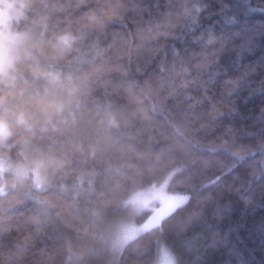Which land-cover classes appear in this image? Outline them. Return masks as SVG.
Segmentation results:
<instances>
[{"label": "trees", "instance_id": "obj_1", "mask_svg": "<svg viewBox=\"0 0 264 264\" xmlns=\"http://www.w3.org/2000/svg\"><path fill=\"white\" fill-rule=\"evenodd\" d=\"M22 1L38 69L81 87L48 124L0 114L1 158L61 163L26 181L47 217L0 175V264H156L160 243L176 264H264V0ZM166 180L188 199L110 254L112 216Z\"/></svg>", "mask_w": 264, "mask_h": 264}, {"label": "rangeland", "instance_id": "obj_2", "mask_svg": "<svg viewBox=\"0 0 264 264\" xmlns=\"http://www.w3.org/2000/svg\"><path fill=\"white\" fill-rule=\"evenodd\" d=\"M24 5L22 0H0V39L7 34L13 37L27 39L32 44L39 43L40 38L36 29V26L39 25L38 22L33 28H29L23 33H18L12 28L13 24L21 18ZM57 45L58 48H61L58 43ZM7 134L8 123L0 120V144L7 138ZM35 152L29 144H25L24 149H22V161L0 157V175L4 173L12 174L27 199L32 200L43 215L47 217L46 213L51 214V211L43 202L36 201V199L35 201L33 200L34 198L27 187L26 181L31 176L35 188L39 190L45 189L51 181L56 179V173L61 169V163L54 160H47L39 151ZM167 182L166 180L154 188L139 192L133 197L128 198L122 209L116 215L112 216V223H114L113 225L115 229L117 228L116 230L118 232L115 230L112 232L111 230L112 234H108L110 254L112 252L117 253L121 245L126 240H129V238L136 236L151 226L159 224L161 218L160 210L166 202L175 205L185 202L188 199L187 194H171L166 192L165 186ZM164 198H166V201H162ZM145 210H149V212L145 216L140 217ZM111 220H106L104 225H108ZM174 261L168 249L160 243L156 264H176ZM104 262V259L100 261L103 264H112Z\"/></svg>", "mask_w": 264, "mask_h": 264}, {"label": "clouds", "instance_id": "obj_3", "mask_svg": "<svg viewBox=\"0 0 264 264\" xmlns=\"http://www.w3.org/2000/svg\"><path fill=\"white\" fill-rule=\"evenodd\" d=\"M57 46H51V55ZM47 55L41 45L27 39L7 34L0 39V114L15 115L18 123L31 128L64 113L81 83L70 76L61 79L40 71L36 57ZM37 80L45 83L37 88Z\"/></svg>", "mask_w": 264, "mask_h": 264}]
</instances>
